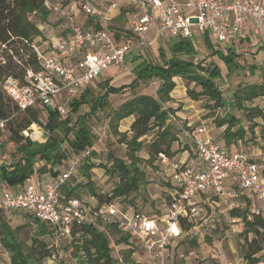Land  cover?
I'll list each match as a JSON object with an SVG mask.
<instances>
[{"label":"built area","instance_id":"obj_1","mask_svg":"<svg viewBox=\"0 0 264 264\" xmlns=\"http://www.w3.org/2000/svg\"><path fill=\"white\" fill-rule=\"evenodd\" d=\"M45 4L56 15V39L45 48L30 42L34 66L26 67L22 78L7 76L2 82L5 95L20 111L42 106L63 116L75 95L104 69L124 65L129 51L150 47L156 40H185L200 32L212 33L232 46L245 25L253 34L264 35L262 0H70ZM170 117L193 143L203 168L160 154L161 163L169 165L171 182L179 188L161 216L148 217L114 204L97 206L77 197L64 199L60 186L71 176L73 166L47 180L34 181L28 176L22 190L3 191L0 209L25 212L66 238L75 222H116L123 233L137 240L147 264H173L175 242L181 237L179 223L200 215L199 202H204L200 196L225 201L246 195L256 201L254 210L264 212L263 166L244 150L230 155L203 127L188 130L174 115ZM6 122L0 118V133L6 132Z\"/></svg>","mask_w":264,"mask_h":264},{"label":"trees","instance_id":"obj_2","mask_svg":"<svg viewBox=\"0 0 264 264\" xmlns=\"http://www.w3.org/2000/svg\"><path fill=\"white\" fill-rule=\"evenodd\" d=\"M47 1L65 4L70 0H0V118L7 121L6 132L9 133L10 140L16 142L18 149H25L33 144L23 136V131L27 128L36 125L48 134L45 142L35 152L28 156L22 154L15 162L0 165V179L3 182L13 187L24 183L25 179L35 172V164L38 160H43L46 165L50 164L49 171L56 175L57 173L53 171L52 167L60 164L68 156L71 157V153L77 155L81 153L82 156L88 154L86 158H83L82 163L78 167L76 166V170L86 179V182H77L75 176L72 178L70 176L60 186L61 196L64 199L76 197V190L84 188L97 206L114 204L120 208L121 205L114 200L128 196L130 192L137 190L141 182L145 180V172L140 168L137 158L134 156V152L143 145L139 138L155 131V135L147 144L148 164L160 159V154L169 158L175 156L177 152L172 149L173 143L178 145L182 142L183 150L193 147V143L184 137L182 130L173 123L170 117V114L176 117L175 109L166 104L171 100V93L176 85L174 78L177 77L193 84L192 87H186V93L191 99L207 98L208 103L205 107L211 114L215 109L223 108L229 103L232 108L243 111L246 120L252 123L248 130L253 132L254 127L259 126V137L264 142V107L252 105L254 99L264 98V81L237 87L233 90L230 100H227L216 82L222 76L218 64L213 61L208 64L193 62L180 56V54L193 52L190 42L179 40L170 43L169 57L160 47L159 54L164 59L162 64L151 63L146 59V56L152 53L149 47L137 48L129 51L125 56L124 64L127 59L135 62L132 68L135 79L131 84L112 87L108 80H104L98 83L99 90H103V92L100 95H95L88 88L89 83L79 91L78 97L72 99L67 105L66 113L69 110L76 112L82 104H86L89 107L88 113L96 114L109 103V95L123 93L140 83L148 84L152 80L158 82L154 93L133 94L112 109L109 124L114 128L120 121L131 118L128 129L131 137L125 142L130 158L126 163L110 153L106 158L109 164H106L107 162L98 164L110 175L118 177V182L108 195L98 192L90 178V171L97 164L90 161L95 152L93 150L89 152L93 141L91 128L87 124L85 114L78 115L76 120L71 122L69 117L65 116L66 114L62 116L56 110L47 107L36 106L20 111L2 89V82L7 76L22 78L26 67L34 66L35 52L30 47V42L37 34H40V31L29 19V16L37 15L43 21L58 25V22H55L56 15L45 4ZM207 47L225 60L226 68L239 67L233 63V53L224 56L218 49L212 48L210 43H207ZM261 69L264 71V64ZM39 111L44 112L46 120L43 121L39 117ZM254 119H259L260 122H255ZM215 122L218 127L224 126L223 142L225 146L245 139L246 130L241 124L240 118L234 114L228 113L222 118H217ZM184 127L186 128V126ZM64 142L67 143V147L63 149L61 146ZM77 161L74 159V163ZM166 190L164 203L167 206L172 197L178 194L179 188L168 178ZM199 203L210 206L206 201ZM134 211L148 217H157L150 209L139 208ZM229 213L234 220L241 223L240 233L249 235L243 246L245 248L243 254L245 264L264 262V212L254 210L250 198L245 196L244 206L231 208ZM0 218V243L10 253V264H42V259L50 255L48 252L41 253L40 247H44L42 241L34 238L32 244L24 251L22 245L16 240L15 229H11L2 217ZM32 218L37 226L38 235L49 232L50 226L33 216ZM193 226V220L183 219L180 221L181 237L175 242V250L171 257L173 264H183L177 261L180 246L188 244L197 246L192 232ZM105 229L99 230L90 223L75 222L72 224L67 239L72 240L77 264H147L145 259L143 263L131 259V254L136 249L132 246L124 250L120 262L116 260L112 256L111 241L107 232L111 235L122 233L116 238V244L129 243L130 236L123 233L118 224L113 221H106ZM184 252L185 250L181 254Z\"/></svg>","mask_w":264,"mask_h":264},{"label":"rangeland","instance_id":"obj_3","mask_svg":"<svg viewBox=\"0 0 264 264\" xmlns=\"http://www.w3.org/2000/svg\"><path fill=\"white\" fill-rule=\"evenodd\" d=\"M29 19L35 23L40 31V34H37L35 38L32 39L33 41H36L37 46L45 48L46 44H50V42L56 39L57 31L55 24L46 20L43 21L41 20V17L32 14L29 16ZM250 33L251 34H249L244 40L236 42L232 46H229L226 41H218L215 35L208 33L211 46L218 49L224 56L233 53V63L239 66L238 68H226L225 60L214 54L213 50L208 48L207 45L202 42L199 34H195V37L191 39L190 44L192 45L193 52L180 54V56L193 62L208 64V62L213 61L218 64L222 71V76L220 79H217L216 82L223 91V96L227 100H230L233 90L237 87L245 86L253 82L264 81V71L261 69L264 64V35ZM169 46L168 43L156 40L149 47L152 53H149L146 56V59L151 63L162 64L164 59L163 56L159 54V48L162 47L167 54L166 56L169 57ZM257 52L258 56L255 57ZM134 63L130 59H127L124 65L109 66L88 85V88L91 89L93 94L100 95L103 90H99L98 83L101 81L108 80L109 85L112 87L131 84L135 79V75L132 72ZM251 69L253 70L252 72ZM175 79L176 85L172 93L175 92V90H178L179 84L183 85L181 88L179 87L181 93L186 92L183 89L184 87L193 86V84L186 82V80L182 78H180L181 80L179 78ZM157 85L158 82L152 80L148 84L140 83L135 87H131L123 93L109 95V103L106 106L104 105V107L96 114L88 113L89 107L86 104H82L76 112L69 110L65 113L66 115L64 114L69 117L71 122H74L78 115L85 114L87 118V124L91 128L93 141V146L89 149V152L91 150L95 152V155L91 157L90 161L97 164V166L90 171V178L98 192L108 195L114 185L118 182L117 176L110 175L103 168H100V165L98 164L106 162V164H109L106 158L110 153L126 163H128L130 158V153H128L129 150L125 142L131 137V133L128 131L131 118L120 121L117 124V127L114 128L109 124L112 109L133 94L140 92L154 93ZM78 95L79 94L77 93L75 97L77 98ZM194 100L197 101V106L200 109H204L200 113L201 118L207 119V127L212 128L215 140L222 142L224 126L218 127L215 121L217 118H222L226 115L225 109L227 106L215 109L213 114H211L209 109L205 107L208 103L207 98L199 97ZM10 104L12 105V103ZM252 105L264 107V98L260 97L254 99ZM233 113L236 117L240 118L241 124L246 130L245 139L233 143L236 147L246 151L253 157L255 155L256 157L254 158L264 168V142L259 137V126H255L253 132H251L248 130V127H250L252 123H249V121L246 120L243 111L235 109ZM39 117L43 121L46 120V116L42 111H39ZM177 119L186 126L188 130H191V125L187 124V121L183 122V120H180L178 117ZM254 120L255 122H260L259 119ZM39 131H41L39 134L40 137H35ZM0 134L4 137H0V142L2 143L0 146V165H4L7 162V164H9V162H15L22 154L29 155L31 152L39 149V147L45 142H43V139H45V137L47 138L48 135L41 127L33 125L25 130V135L23 134V136L32 142L34 140L36 145L33 143L25 149H18L16 142L10 140L8 132ZM154 135L155 131L153 130L146 136L139 138V140H142L143 145L139 150L134 152V156L137 158L140 168L145 172V180L141 182L137 190L130 192L126 197L116 198L114 201L120 204V207L123 209H150L157 216H161L166 209L164 198L167 193L166 187L169 178V165L162 164L160 159L154 160L152 163L148 164L147 159L149 155L147 153V144ZM221 144L229 154L232 153L234 144L227 146H225L223 142ZM66 147L67 143L64 142L61 148L64 149ZM183 148L182 142L178 143V145L175 143L172 144V149L177 152V156H173L175 159H181L179 153L183 151ZM80 154L77 155L71 153L72 159L68 156L65 160H62L60 164L54 165L52 167L53 171H56V173L59 174L70 166H73L71 178L75 176V181L80 183L86 182V179L79 174L78 170H76V166L78 167L82 163V160H84L83 158H86L88 154L83 156ZM74 159L78 161L74 163ZM36 164L41 166L44 164V161L38 160ZM49 167L50 164H47L46 169ZM50 173L52 174V171H50ZM56 175H53V177ZM5 190H14V188L0 179V199ZM76 193V197L89 202V204L90 202H95L89 197L88 191L84 188L76 190ZM245 196L246 195H242L239 198L225 201H221L212 195L207 196L206 199L212 204V206L201 205L200 215L193 219L194 226L192 232L197 246H190L189 244L180 246L177 261L182 262L183 264H226L225 261L229 260L233 262V264H245L243 259L245 248L243 246L249 235H246L243 232L240 233L241 223L234 220L229 213L231 208L244 206ZM250 200L251 204H256L254 199L250 198ZM0 217H2L11 229H15L16 240L22 245L24 251H26L32 244L34 238H38V240L42 241L44 247H40V250L42 251L41 253L48 252L50 254L42 259V264H77V258L73 252L74 245L72 240L63 236L59 230L51 229V227H49L48 233L38 235V229L33 222L32 216L19 210L0 209ZM95 223V227L99 230H106L105 221L96 220ZM107 235L111 241L112 256L119 262L122 260L124 250L130 246L136 248L131 254L132 260L141 263H143L144 259L146 260V255L136 239L129 238V243L116 244V238L122 235V233L111 235L107 232ZM183 250H185V252L180 256L179 252L181 254ZM9 256V251H7L0 243V264H10Z\"/></svg>","mask_w":264,"mask_h":264},{"label":"crops","instance_id":"obj_4","mask_svg":"<svg viewBox=\"0 0 264 264\" xmlns=\"http://www.w3.org/2000/svg\"><path fill=\"white\" fill-rule=\"evenodd\" d=\"M152 32H153V28L151 27L150 30H148V32H147V36L149 38L152 35ZM250 32H251V30L249 29V27H247L246 25L243 26L242 33L237 38L236 42L244 40L246 37H248L249 34H251ZM195 34L196 35L199 34L201 36L202 42L205 45H207V43H210L208 34L207 33H200V32H195L192 38L185 39L183 41L191 42V39H193L195 37ZM179 40H181V39L172 38L167 43L170 45V43H173L174 41H179ZM212 48H214V47H212ZM214 49H216V48H214ZM257 56H258V52L255 55V57H257ZM177 78H179V77H177ZM174 81H176L175 78H174ZM181 86H183V85L179 84L180 88H181ZM179 87H178V90H175V92L171 93L170 103H167V104L175 109V115L180 120H183V122L187 121L188 122L187 124L191 125V128H190L191 130H194V129L199 128V127H203L205 129L207 135L211 136L212 139L215 138V136L213 134V131H212V128L207 127L208 126L207 125V119L201 118V114L200 113L204 109L203 108L200 109L197 106V101H195L194 99L189 98L186 92L181 93V90H179ZM183 89L186 91L185 87ZM234 111H235V109L232 108L231 104L229 103L227 105V108L225 109V114H228V113L229 114H234L233 113ZM192 127H194V128H192ZM1 136L3 137V135H1ZM35 137H40V135L37 134ZM32 139H34V138H32ZM45 139H46V137H45ZM45 139H43V142L45 141ZM217 142H219L221 144L223 142V140H222V142L221 141H217ZM33 143H35L34 140H33ZM223 144H224V142H223ZM35 145H36V143H35ZM240 150H242V149L236 147L235 144H234L233 151H232V153L230 155H234L237 152H239ZM35 151H33V152H35ZM33 152H31V153H33ZM24 155H26V154H24ZM26 156H28V155H26ZM175 156H177V153L175 154ZM179 157L184 162H186L188 165H193L196 169L203 168V164L201 162H199V160L196 158L195 151H194L193 147H191L189 149H184L183 151H181V153H179ZM254 157H256V156L254 155ZM7 163H5V164H7ZM39 165H41V164H39ZM35 167H36L35 172L30 175L34 181L47 180V179L53 177V175L50 173L49 169H46V164L45 163L42 164L41 166H38L36 164ZM22 187H23V183L22 184H18L15 187H13L14 190H12V191H20V190H22ZM206 197L207 196H204V195L202 197L200 196V198L203 201L208 202Z\"/></svg>","mask_w":264,"mask_h":264},{"label":"bare ground","instance_id":"obj_5","mask_svg":"<svg viewBox=\"0 0 264 264\" xmlns=\"http://www.w3.org/2000/svg\"><path fill=\"white\" fill-rule=\"evenodd\" d=\"M41 133V131H39L37 134H40Z\"/></svg>","mask_w":264,"mask_h":264}]
</instances>
